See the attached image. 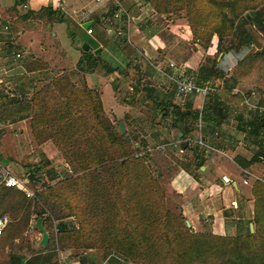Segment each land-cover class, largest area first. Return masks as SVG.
Masks as SVG:
<instances>
[{
  "label": "trees",
  "instance_id": "16d2710c",
  "mask_svg": "<svg viewBox=\"0 0 264 264\" xmlns=\"http://www.w3.org/2000/svg\"><path fill=\"white\" fill-rule=\"evenodd\" d=\"M25 1L15 0V5L23 4ZM154 1L135 0L131 4V8H136V11H131L132 15L138 17L141 13L138 12L139 7L144 5H150L156 13L160 14L171 11L157 10L159 8ZM205 2L217 8V17H214L213 22H206L205 17L202 18V22H197L199 14L198 12L194 14V7H190L187 12V26L191 29L190 35L193 34L192 36L200 42L202 40L196 38L193 23L200 24L202 29L205 26L208 27L204 38L206 50L210 47L215 36L217 37V52H221L223 55L232 50L241 52L244 48L249 47L254 39V31L264 36V15L258 10L264 0H205ZM45 10L50 15L56 13V10H52L51 6H47ZM114 11L115 9L111 8L107 17L95 16L91 23L92 30H97V27L101 26L105 20L110 23L111 20L108 17L111 14L113 17ZM144 14L146 16V13ZM58 20L67 23L68 35L74 41L76 36L74 28L79 30L81 28L62 13ZM153 34H155V30L150 31L149 36ZM91 39L93 38L91 37ZM91 39L82 40L79 47L82 55L77 61V70L83 73H92L98 66H101L105 73L117 71L121 74V66L105 61L101 58V53L94 54V51L90 49H82V44L84 42L89 44ZM93 47L95 49L96 45L93 44ZM262 60H264V48L259 52L248 54L236 64L235 76L241 77L247 74L255 63ZM34 61L38 67L32 63L33 68H48L46 62L40 59ZM205 62L198 65L196 70L187 67L188 71L196 75L199 84L212 83L211 78L218 76L216 58H213L209 63ZM138 71L135 68V73ZM142 71L138 72L139 77L143 74ZM60 80H63V77H54L48 83L47 90L51 89L52 96H49V92H46L43 98L36 95L33 108L37 107L34 108L32 115V133L37 142L43 143L51 140L54 145L60 147L66 158L65 166L59 170L44 153L36 163L27 165L28 171L22 173L23 180L34 184V181L27 179V175L32 173L35 176L40 175L44 181V183H35L40 185L42 190H34L32 197H27L22 190L9 187L4 182L0 184V216L1 213H9V215L7 214L9 222L0 234V264H59L56 260H52L53 254H50V246L34 251L28 250V253H25L19 250L21 246L25 247V245L16 246L14 244L19 243L18 239L25 227L37 218H41L45 229L48 228L52 220L56 221L55 227L59 242L63 243L67 238L72 240L73 244L76 242V247L85 249L100 247L115 251L118 256L117 261L114 260L116 264H131L123 257L135 258V252L139 249H149L151 253L158 250L160 251L159 256L164 260L166 256L171 255L174 261L179 263L183 260L184 264H210L211 259L219 261V264H250L252 258L258 259L257 264H264V182L256 181L252 189L256 197L255 215L250 220L255 224L253 233L249 231L248 227L245 233H238L234 236L215 235L211 232H191L185 224L186 218L183 214L181 212L176 214L165 206L164 189L159 182L161 172L158 170V173H155L149 166L148 161H151L149 153L138 155L143 151L145 143L140 142V148L136 150L137 154L127 151L130 148L129 143L124 140V135L121 134L119 128H116L105 118L101 95L93 87H89L87 90L81 88V91L91 101L95 124L92 126L90 124L89 128L84 127L85 130L82 131L80 125L75 124L74 119L64 120V95L61 93L59 95V90H63V85L59 83ZM136 81L140 83L139 80ZM133 89L134 87H132V93L135 94L136 91ZM173 93L174 87L161 102L157 101V106L160 107L159 111L164 116L169 114L170 109L172 111L174 109L173 112L171 111L173 118L171 126L175 129L174 141H182L187 139L191 133L194 126L189 119L196 116L197 111L190 108V103L189 105H187L188 103L181 104L178 107L173 106L174 104H171ZM234 93L231 94L234 96H231L222 90L209 94L205 99L202 120L208 131L217 133L218 136L214 134V139L217 137L223 139L227 135L220 133V127L224 123L229 104L236 105V103L242 102L247 106L244 99L245 96H248L246 92L236 89ZM235 95H239V97L236 98ZM251 98L250 96L249 99ZM65 101L69 103V99ZM129 101L133 102L132 99ZM255 104L258 107L255 109V113L259 115L255 114L248 120L240 118L237 124V128L245 133V139L255 147L253 155L249 159L239 155L235 156V160L244 167L260 160V156L264 157V132L262 133V130L264 131V102ZM184 105L188 107L185 109L179 107ZM66 111L71 113L68 109ZM48 131L54 134L51 135ZM60 132H62L60 134L62 140L58 136ZM86 132L89 137H86ZM179 132L181 135H178ZM224 133H227L226 129ZM84 139L85 141L82 142ZM197 144L190 146L189 143L183 148L180 147L182 151L191 149V159L183 158L187 161L180 167L191 173L196 179L198 177L192 172L201 173L200 167L204 165V148ZM116 146L120 147L117 153L121 157L114 154L113 148ZM67 192L74 197L81 196L84 199L80 214L77 212V205L71 206L67 200ZM52 200H58V203L52 202ZM77 200L80 202V198ZM50 210L52 214H46ZM84 216L92 221V226L88 230L80 220ZM77 217L79 225L76 228V223L72 218L77 219ZM121 219H127V225L131 220L140 221L142 226H146L145 232H142V238H135L134 232L123 228ZM153 227H161L165 231L156 238L154 235L152 239L150 236L146 237ZM254 237L260 238L262 242V245L257 249L251 248L253 246L251 239ZM49 240L53 241L51 235H49ZM248 249L249 253H247ZM79 256L81 255L79 254ZM82 261L80 264L88 263Z\"/></svg>",
  "mask_w": 264,
  "mask_h": 264
},
{
  "label": "crops",
  "instance_id": "0c3cea01",
  "mask_svg": "<svg viewBox=\"0 0 264 264\" xmlns=\"http://www.w3.org/2000/svg\"><path fill=\"white\" fill-rule=\"evenodd\" d=\"M102 1L26 0L23 4L15 5V0H0V171L6 168L7 170L13 168L16 173L25 172L29 168L27 165L34 164L39 160L38 157L36 159L28 157L30 149L34 144L36 145L32 133V115L34 108L37 106L33 108V103L35 102L36 95L43 98V95L46 93L48 83L53 79L52 70L63 68L66 65L67 61L63 57V53L74 50L72 40H70V43H67L68 45L61 41L63 34H68V25L66 22L58 20L60 13L76 23L85 35H89L94 39L96 47L95 49L94 47L90 48V50L94 51V54H98L95 51L100 48L99 53H101V58L108 61V58L103 56L102 51L111 50L112 52V50H115L119 53L121 59L118 58V62L113 64L121 66L122 73L120 75L122 79L124 77L129 79V76L133 75L134 72L132 73V71H135V69L131 68L134 67L135 62L134 53L136 51L139 53L141 50L147 51L145 48L148 49L149 44H144L145 48L132 44V47L134 46L135 49L126 51L123 46L126 45V42L123 44L122 42L130 41L126 39L125 35L114 36V29L110 26V23L122 22L124 18L123 25L126 27L127 15L121 14L117 6L110 5V1L105 10H101V8L97 9L93 4L94 2L100 3ZM113 2L116 4L115 0ZM47 6H51L52 10H56V13L50 15L45 10ZM111 8L115 9V11L113 17H111L112 14L108 17L111 20L110 23L105 20L101 26L97 27V30H93L91 35L87 34V27H92L93 29L91 23L95 15L100 12L99 16L106 17ZM26 14L27 16H25ZM127 14L130 16L128 10ZM130 18L138 20L139 16H130ZM86 19H89L91 22L86 28H83L81 23ZM5 25L7 26L6 29L4 28ZM134 28L133 37L136 35L135 31L139 30L136 25ZM119 30L125 31V28ZM182 31L184 30L182 29ZM75 40H78L76 46H81L82 40ZM120 40L121 43H119ZM17 52L20 54L18 58L15 55ZM154 52V54L148 53V59L151 58L153 62L162 64L163 69L167 70L168 63L171 62L169 58L172 59V56L168 57L169 62L166 59L159 61L161 60L158 58L160 53L158 51ZM207 52L208 55L211 53L210 50ZM136 56L138 58V54ZM36 59L46 62L48 68H33L32 63L38 66L36 61H34ZM180 62L193 70L197 68V62L191 63L188 58H184ZM95 72L97 73V69L90 73V76H94ZM103 75L106 77L112 75L116 77L120 76L117 71L104 73ZM157 75L161 78L158 80L159 76L155 77V74L153 75L156 79V86H152L155 84H149L148 86L151 92L154 91L157 98L160 96L163 99L164 95L168 93L171 82H168L167 76ZM145 78L149 79L148 77ZM92 79L90 77L89 80L92 81ZM90 84L88 81V86L94 87ZM129 88L132 91V87ZM38 91L39 93L37 94ZM110 92L112 93V89L106 86L100 89L105 110L106 108H113V106H110L112 102H106L107 96H110ZM137 94L139 92H136ZM131 99L132 97L129 96L123 98L122 103L115 104V109L135 115L137 121L146 122V119L142 117L145 107L139 101L131 103L129 101ZM172 99L173 95L171 103ZM230 105L231 103L225 113L226 115L224 114V123L220 127V133L227 135L223 139H220V137L214 139L213 136L214 134L217 135V133H212L211 138L208 132L206 137L203 136L204 145L201 144V147L204 148V165L200 167V177L196 179L191 173L178 166V169L170 176L168 183L173 193L180 198L181 206L179 210L183 215L187 216L190 226L196 231L206 229V232H211L215 235L245 233L247 227L250 231V224H253V229L255 228L254 222L250 221L254 218L256 203V197L252 189L256 181L264 182V157L260 156V160L255 161L247 167L242 166L235 160L236 155L249 159L253 155L255 147L245 139V133L237 128L240 118L248 120L245 114L244 116L241 113L238 116L235 115L236 128L234 126V129H236L238 134H235L226 126V120L231 117L230 112H232ZM234 111L236 112V109ZM158 112L159 110L157 109L153 117L159 115ZM159 122L160 120L153 124L155 125ZM124 124L128 130V126L130 125L128 120L124 121ZM204 126H206L205 123ZM230 126L231 124L229 123ZM225 129L227 133H224ZM174 131L175 129L170 126L167 130L163 129V134L171 137L173 141L175 140L173 139ZM180 134L181 132L178 133V135ZM197 134L198 131L192 127V131L187 139L182 141L176 140V142H181V147H185L189 143L192 146ZM155 139L153 137L150 141H155ZM185 142H187V145L184 146ZM37 147L41 148L45 156L58 168L60 156L57 152L56 158L53 157V152L50 149L52 148V143L45 141L37 145ZM48 149H50L51 153ZM64 166L62 164V167ZM11 174L14 176L13 173ZM35 183H44V181ZM72 264L80 263L74 262Z\"/></svg>",
  "mask_w": 264,
  "mask_h": 264
},
{
  "label": "rangeland",
  "instance_id": "374dc122",
  "mask_svg": "<svg viewBox=\"0 0 264 264\" xmlns=\"http://www.w3.org/2000/svg\"><path fill=\"white\" fill-rule=\"evenodd\" d=\"M110 1V3H109ZM120 3L128 10L130 13V16L132 17V12L131 11H136V8H131V4L135 0H119ZM155 3H157V7L159 9L157 10H164L165 12L168 10L169 13H156L153 8L150 7V5L146 6H141L139 7L138 12H141L139 15V19H131L130 20V38L129 41H123L126 42V45H123L126 51H132L135 49V47H132V44H137L140 45V47H144V44H149L148 49L145 48L147 51L141 50V52H135L134 53V67L131 69H137V70H143V74H138V72L135 73V71H132L133 75L129 76L130 78L127 79L124 77L122 79L121 75L119 77H116L115 75L108 76L106 77L103 75L105 73L104 69L101 66H98L97 68V73L95 72L94 76H90V73H83L77 70L76 65L77 61L82 55V52L80 50V46H76V43L78 40L72 41L73 49L70 52L65 51L63 53V57H65L66 65L63 68H58L57 70H52V77L60 78L63 77V80H60L59 83L63 85V90H59V95L60 93L64 95V109H65V115H64V120H72L74 119L75 124H79L80 127L82 128V131L85 130V128H89L90 124L91 126L95 124V118H94V113L92 112V104L89 99L85 97V95L82 93L81 88L84 90H87L89 88L88 86V81L91 83V86H94L93 88L99 93L100 95V89L101 87H109L112 89V93L110 92V96H107V103H111L110 106H113L112 109L104 108V103L102 101V110L103 114L106 119H108L116 128H118L117 122L122 121L124 124V121L128 120L129 126L128 130L126 128V133L123 134L124 137L128 136L130 141L129 146L130 148L127 149V151L130 153V151L134 154H137L136 150L140 148V142H144L145 147L143 151L138 153V155H143L145 153H149V157L151 158V161H148L149 166L152 167L155 173H158V170L161 172L160 173V178L159 182L160 185L162 186V189H164V204L165 206L171 210L174 213H180V198L175 195L169 187V178L172 176V174L178 169V166H183L187 160H183V158L187 157L189 160L191 159L192 154L191 149H187L184 151H180V144L177 142V146H173L171 143L176 142L172 141L171 137L168 135H164L163 129L167 130L171 126V121H172V109H170L169 114L166 116L162 115L159 111V115L153 117L155 115L156 110L160 109L159 106H157V101L161 102L162 97L156 96V94L150 91V87L148 86L149 84H155V77L159 76L157 74L164 75L161 70L163 69L162 64H157L156 62H153V60L148 59V53L154 54V51H158L160 53L158 55V58L161 59L159 61H163L164 59L168 60V62L171 60V62H175L177 64H180L182 59L188 58L190 59L191 63L197 62V67L201 63H209L212 61L213 58H216V63L218 66V73L216 77L211 78V86L213 87V91L210 94H214L219 91H224L225 93H228L227 95L235 94V90L238 89L239 91L242 90L246 92V94L249 96H245L244 99L249 101V102H255V103H262L264 102V60L259 61V63H255L252 67V69L247 73L242 75L241 77L235 76V70H236V64H238L244 57L248 56V54H253L256 52L261 51L264 48V36L261 35V33L254 31L253 33V42L249 47L244 48L241 52L237 51H230L229 53L222 54L221 52H217V37L215 36L213 38V41L210 45V47L206 50V47H204L205 40V32H207L208 27H203L200 24H197L196 22L193 23V30L196 32V38H201L202 42L196 40L191 34V29L188 25V18H187V12L189 11L190 7H194V14H199V17L196 19L197 22H202V18L205 17L206 22H213L214 17H217V8L209 5L205 2V0H155ZM195 2V3H194ZM112 5L116 6V4L113 2V0H103L100 3H93L97 9L105 10L107 5ZM105 4V5H104ZM105 6V7H103ZM134 9V10H133ZM258 9L261 11V13L264 14V3L260 4ZM146 13L145 14L143 13ZM99 13L95 16H99ZM105 13V12H104ZM148 15V16H147ZM107 17V16H106ZM50 21V20H49ZM140 21V22H138ZM90 20L86 19L83 20L81 25L83 28H86L87 25L90 24ZM138 22V23H136ZM49 23V22H48ZM124 22L119 23H114L111 22L110 26L116 30V29H124ZM135 25L138 27V31H135L134 37H133V29H135ZM182 29L184 31H182ZM76 32L75 39H80V40H88L91 39V36L85 35L81 30H77V28H74ZM155 30V34L150 35V31ZM115 36V35H114ZM71 37L66 33L63 34V37L61 38V41L64 44L70 43ZM87 43V42H86ZM121 43V40L119 41ZM93 44L95 45V42L93 39H91V42L89 45L93 47ZM68 45V44H67ZM136 45V46H137ZM164 49V50H163ZM159 50H161L159 52ZM208 50H210V54L208 55ZM102 54L105 58H108V62L113 65V63L118 62V58H120V55L117 51L115 50H107V51H102ZM138 54V58L137 55ZM172 59L168 57H171ZM115 59V60H114ZM158 60V59H157ZM167 63V62H166ZM122 65V61H121ZM144 67V68H139V67ZM153 66V67H152ZM38 67V66H37ZM197 69V68H196ZM151 73V74H150ZM157 73V74H156ZM150 74V75H149ZM51 75V73H50ZM149 75V76H148ZM58 76V77H57ZM90 77H92V81H90ZM132 77V78H131ZM148 77L149 79L145 78ZM161 77H158V80ZM139 80L140 83H138ZM168 82H171L170 80ZM60 86V85H59ZM134 87V91L139 94L136 95L132 93L129 87ZM144 86V87H143ZM152 86H156L152 85ZM173 84L170 83V88L168 89V92L170 89H173ZM52 88H54L52 86ZM254 93H253V92ZM49 96H52V91L51 89L46 91ZM254 94L252 95L251 94ZM128 94V95H126ZM167 94V93H166ZM166 94L164 96H166ZM152 95V96H151ZM122 96L123 98H127V96L132 97V101H139L142 103V105L145 107L144 108V113L142 117L146 119V122L142 121H137L136 116L130 113H124L119 110L115 109V104L117 103H122ZM151 96V98H150ZM234 96V95H231ZM236 98L239 95H235ZM250 96L252 97L251 99ZM153 97V98H152ZM157 99H155V98ZM165 98V97H164ZM66 99H69L68 101H65ZM196 99V100H195ZM191 98L188 101V104L190 103V108L196 109L197 103H198V98ZM157 100V101H156ZM252 100V101H251ZM173 105V103H171ZM109 105V104H108ZM179 106L182 108H187L188 106ZM262 105V104H261ZM264 105V104H263ZM178 107V105H173ZM232 108V112H230L231 117L226 120V126L228 127L229 130L234 132L235 134H238L236 129H234L235 121L234 118L239 115V113L245 114V117L251 118L252 116L259 115L256 112V110L249 109L245 104L241 103H236V105L231 104L230 105ZM69 110L71 113L67 112L66 110ZM236 109V112L234 111ZM113 110V111H112ZM172 111V112H171ZM115 112V113H114ZM236 115V116H235ZM103 116V117H104ZM52 117V116H50ZM116 117V120L114 121L113 118ZM231 119V121H230ZM157 124H153L154 122L159 121ZM67 121V122H68ZM189 121L193 124L194 128L197 130L196 127V122H197V115L190 117ZM229 123L231 126L229 127ZM85 127V128H84ZM62 130V129H61ZM88 130V129H87ZM63 131V130H62ZM49 134L51 133L54 134L51 131H48ZM65 132H67L65 130ZM207 132L209 133V137L211 138V134L213 132L206 130V126H204L202 130V136H207ZM264 131L262 130V133ZM87 133V132H86ZM62 132L59 133V139L62 140L63 138L61 137ZM122 134V133H121ZM67 135L69 133L67 132ZM221 135V134H219ZM234 135V134H232ZM241 135V134H239ZM155 137V141H150L151 138ZM238 136V135H235ZM88 133H87V136ZM240 137V136H239ZM56 138V137H55ZM77 140L79 139V135L77 133L76 135ZM150 138V139H149ZM204 138V137H203ZM174 139V135H173ZM197 139V137H196ZM125 140V139H124ZM52 143V148H50L53 152V157L56 158V153H59L60 156V161H59V166L58 169L60 170L62 168V164L66 162V158L61 151L62 149L56 144L54 145L51 140H48ZM85 141L82 140V142ZM36 145L34 144L32 148L30 149V153L28 154L29 158L36 159L37 157L40 159L42 157V149L38 148L37 145L41 144L40 142H37L35 140ZM62 143V142H61ZM194 144H197L194 142ZM198 145V144H197ZM199 146V145H198ZM201 146V144H200ZM183 148V146H182ZM50 149L48 151L51 153ZM120 147L116 146L113 148L114 154L116 156L121 157L119 155ZM69 167V166H68ZM7 169V168H6ZM1 170V169H0ZM11 173L14 174L18 179L23 180L24 175H22L23 172L21 173H16L13 168L8 169ZM191 171V170H190ZM192 172V171H191ZM194 173L195 176L200 177L201 173L200 172H192ZM1 174V171H0ZM2 184V182H0ZM28 187L34 191L37 189V191H41L40 185L37 184H31L30 182L27 183ZM66 198L67 200L71 203V206L77 205V212L80 214L81 212V207L84 204V199L79 196V197H74L70 193H66ZM78 198H80V202H78ZM56 201L58 203V200H52ZM60 202V200H59ZM46 208H48L46 206ZM47 212V211H46ZM66 212V211H65ZM5 214H8L7 212H4ZM1 213V214H4ZM182 213V212H181ZM46 214L51 215L52 211H48ZM187 220V216L183 215ZM94 219V218H93ZM72 220L76 223V228L79 225V219L72 218ZM80 220L85 224L86 229L88 230L91 225V220L87 216H84L80 218ZM97 220V218H96ZM121 226L123 228H128L131 232H134L135 238H142L144 231V228L146 226H142L143 224L140 221H131L128 223L130 225L126 224L128 221L127 219H121ZM34 220H32L24 229V232L21 234V237L18 239L19 243H14L16 246L20 245H25V247L21 246L19 250L21 252H27L28 250H38L42 248H47L49 247L50 249V254H53L52 260H56L59 262V264H72L74 262H79L82 263L88 262L87 264H103L104 262L106 264H116L114 260L117 261L118 256L113 250H107V249H102L100 247H94L90 249H85L81 247H76L75 244H73V241L70 239L65 238V241L59 242V239H57L58 232L56 230L55 224L56 221L52 220V222L48 225V228L46 231L48 232V235H51L53 241L49 240V243L46 247L44 246H39V240L41 238V233L37 229V227L34 225ZM95 224V223H94ZM186 224V223H185ZM187 226V225H186ZM191 232L195 233H202L206 232V229H200V230H194L192 226H187ZM148 229V226H147ZM165 230L161 227H153L152 230L146 234L147 236H150L152 239V236L158 237L163 233ZM254 232V229L251 233ZM234 236V235H230ZM139 240V239H136ZM16 242V241H15ZM251 243L253 246L251 248L257 249L258 246L260 247L262 245L261 239L258 237H254L251 239ZM27 246V247H26ZM75 246V247H74ZM5 248V247H4ZM5 250V249H3ZM158 250H155L153 253L150 252L149 249H144V250H137L135 252V258H128V257H123L125 260H129L131 264H184V261L181 260L179 263L177 261H174L172 259L171 255L166 256L165 260L163 257L159 256ZM249 253V249L248 252ZM79 254L81 256H79ZM92 259V260H91ZM66 261V262H65ZM258 259L252 258L250 260V264H257ZM210 264H219V261L211 259Z\"/></svg>",
  "mask_w": 264,
  "mask_h": 264
},
{
  "label": "built area",
  "instance_id": "2783aa9c",
  "mask_svg": "<svg viewBox=\"0 0 264 264\" xmlns=\"http://www.w3.org/2000/svg\"><path fill=\"white\" fill-rule=\"evenodd\" d=\"M115 2H116V6L118 7V10L121 12V14L127 15V18H126L125 31L116 29L113 31V34L116 36L125 35L126 39L129 40L131 18L130 16H128L127 10L120 3V1L115 0ZM4 28L6 29L7 26L5 25ZM86 33L91 35L93 33L92 27H87ZM15 55L17 58L20 57V54L18 52ZM161 72L164 74V76L168 77V79L171 81V83L174 86V93L172 99L173 104L175 105L186 104L191 98L193 99L198 98V103L196 106V111H197L196 127L198 130V134L195 142L204 145L203 136H202V130L204 127V123L202 120V110L205 99L213 91V87L211 86V83L206 82L205 84H199L197 82L196 75L188 71L187 66L181 63L177 64L173 61L168 63L167 70L162 69ZM245 103L248 105L249 109L258 108L257 105L253 102H249L245 100ZM171 144L174 147L177 146V142H173ZM180 151L182 150L180 149ZM0 182H4L9 187H16L17 189L22 190L27 197L34 196V191H32L27 185L28 181L16 178L7 169L1 171ZM8 222H9V216L7 214H2L0 216V234L2 233L3 229L8 224ZM103 264L106 263L104 262Z\"/></svg>",
  "mask_w": 264,
  "mask_h": 264
},
{
  "label": "water",
  "instance_id": "95a60500",
  "mask_svg": "<svg viewBox=\"0 0 264 264\" xmlns=\"http://www.w3.org/2000/svg\"><path fill=\"white\" fill-rule=\"evenodd\" d=\"M90 48H91V46L88 43L84 42L82 44V49L83 50H87V49H90ZM95 52L99 53L100 52V48H98ZM113 120L115 121L116 117H114ZM117 125H118V128H119L120 132L122 134H125L126 133V128H125L123 122L122 121H118ZM124 138H125V141H127V142L130 141L128 136H125ZM185 145H187V142H185L184 146ZM27 179L30 180V181H34V182H41L42 181V178H41L40 175L35 176L32 173H29L27 175ZM185 223H186L187 226H190V222L188 220H185ZM34 225L37 227V229L41 233V238L39 240V246L46 247L48 245V243H49V235H48V232L46 231L45 227L42 224L41 218H37L35 220V222H34ZM250 231L251 232L253 231V224H250Z\"/></svg>",
  "mask_w": 264,
  "mask_h": 264
}]
</instances>
